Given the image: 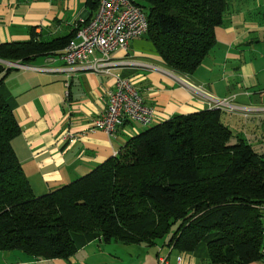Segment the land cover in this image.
Here are the masks:
<instances>
[{
	"label": "trees",
	"instance_id": "obj_1",
	"mask_svg": "<svg viewBox=\"0 0 264 264\" xmlns=\"http://www.w3.org/2000/svg\"><path fill=\"white\" fill-rule=\"evenodd\" d=\"M230 1L134 0L146 13L155 51L181 75L192 74L213 48ZM69 40L43 43L32 34L0 43V60L22 61ZM9 69L0 62V250L52 259L93 239L149 246L162 240L204 253L208 264L262 258L264 153L232 133L222 109L149 125L86 174L37 195L11 145L20 126L3 85Z\"/></svg>",
	"mask_w": 264,
	"mask_h": 264
},
{
	"label": "crops",
	"instance_id": "obj_2",
	"mask_svg": "<svg viewBox=\"0 0 264 264\" xmlns=\"http://www.w3.org/2000/svg\"><path fill=\"white\" fill-rule=\"evenodd\" d=\"M91 1L0 0V43L27 41L32 34L43 43L72 39L76 26L94 15ZM214 34L213 48L190 75L169 69L146 35L111 53V74L66 70L60 57L66 46L10 61L19 65L10 66L3 85L20 126L11 145L33 192L48 193L86 174L147 127L126 120L113 135L92 129L107 106L113 75L133 82L154 110L153 124L211 108L208 95L226 99L237 109L222 110L223 123L264 153V0H231ZM66 133L75 139L63 138ZM160 256L169 264L209 263L202 252L165 243L93 239L67 258L0 250V264H155ZM248 264H264V248L262 258Z\"/></svg>",
	"mask_w": 264,
	"mask_h": 264
},
{
	"label": "built area",
	"instance_id": "obj_3",
	"mask_svg": "<svg viewBox=\"0 0 264 264\" xmlns=\"http://www.w3.org/2000/svg\"><path fill=\"white\" fill-rule=\"evenodd\" d=\"M94 15L75 28L74 37L69 40L60 57L66 70H91L96 73L111 74L115 64L111 53L116 49H126L129 40L146 34L147 16L134 0H96ZM14 63L7 64L8 67ZM15 63L14 65H16ZM19 65V64H17ZM114 84L107 91V106L94 121L92 129H100L113 135L124 121H136L143 126L152 125L154 110L147 106L139 90L128 78L113 75ZM212 107L232 111L236 106L226 99L207 96ZM63 138L75 139L66 133ZM156 264H169L165 257H158Z\"/></svg>",
	"mask_w": 264,
	"mask_h": 264
},
{
	"label": "rangeland",
	"instance_id": "obj_4",
	"mask_svg": "<svg viewBox=\"0 0 264 264\" xmlns=\"http://www.w3.org/2000/svg\"><path fill=\"white\" fill-rule=\"evenodd\" d=\"M1 62V61H0ZM2 63V62H1ZM4 64V63H3ZM6 65V64H5ZM6 66H8V65H6ZM228 127H229V129L232 131V133L233 134H238L237 133V131L235 130V129H233V126L232 125H227ZM231 141H233V140H231ZM253 144V146L255 147V144L254 143H252ZM256 148V147H255ZM259 150L261 149V148H258ZM262 150H264V149H262ZM174 226H173V229L172 230H174ZM161 243H163V241L162 240H158V242H157V244H161ZM156 244V245H157Z\"/></svg>",
	"mask_w": 264,
	"mask_h": 264
},
{
	"label": "water",
	"instance_id": "obj_5",
	"mask_svg": "<svg viewBox=\"0 0 264 264\" xmlns=\"http://www.w3.org/2000/svg\"><path fill=\"white\" fill-rule=\"evenodd\" d=\"M2 63H4V64H11V63H13V62H10V61H5V60H0Z\"/></svg>",
	"mask_w": 264,
	"mask_h": 264
}]
</instances>
